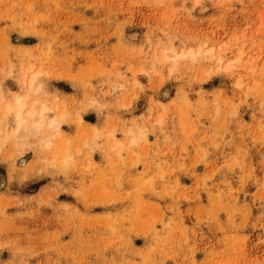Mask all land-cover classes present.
<instances>
[{
    "label": "rangeland",
    "instance_id": "rangeland-1",
    "mask_svg": "<svg viewBox=\"0 0 264 264\" xmlns=\"http://www.w3.org/2000/svg\"><path fill=\"white\" fill-rule=\"evenodd\" d=\"M0 264H264V0H0Z\"/></svg>",
    "mask_w": 264,
    "mask_h": 264
},
{
    "label": "bare ground",
    "instance_id": "bare-ground-1",
    "mask_svg": "<svg viewBox=\"0 0 264 264\" xmlns=\"http://www.w3.org/2000/svg\"><path fill=\"white\" fill-rule=\"evenodd\" d=\"M207 51H205L204 54H209V52L212 53L209 50ZM197 53H200V49H198ZM197 53H194L192 50L186 53H176L171 49L168 50V52H165L163 54V57L164 59H173L176 64L179 59L186 56H191V58H193ZM211 55L212 54H210V56ZM31 79H33V77ZM29 89H31V92L33 93L41 92V87L36 77L34 78V80H32V83L30 82ZM26 99L27 98L23 96H19L15 98V101L13 103H7L5 106L6 114L8 116H11L14 121L15 126L12 129L13 136L11 134L13 138H16V140H22L27 138L28 135L37 136L42 132H50L52 130H56L59 127L58 120L54 118L46 121V112L49 111L48 107H46L45 105H41V107L37 109L38 102H34L31 105H28ZM137 140L133 139L131 144H135Z\"/></svg>",
    "mask_w": 264,
    "mask_h": 264
}]
</instances>
